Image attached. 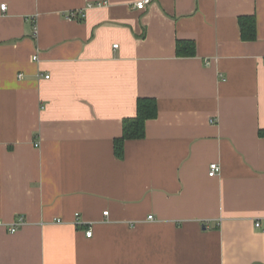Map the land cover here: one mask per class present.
Masks as SVG:
<instances>
[{"label":"crops","instance_id":"obj_1","mask_svg":"<svg viewBox=\"0 0 264 264\" xmlns=\"http://www.w3.org/2000/svg\"><path fill=\"white\" fill-rule=\"evenodd\" d=\"M138 1L0 0V264H264V0Z\"/></svg>","mask_w":264,"mask_h":264},{"label":"trees","instance_id":"obj_2","mask_svg":"<svg viewBox=\"0 0 264 264\" xmlns=\"http://www.w3.org/2000/svg\"><path fill=\"white\" fill-rule=\"evenodd\" d=\"M240 25L244 39L256 38L255 16H241ZM178 53L192 55L195 53V43L190 40L178 41ZM158 115V103L154 97H140L137 103L135 116L127 117L123 121V134L115 140V154L118 157L124 155V142L126 139H140L146 134V123ZM259 135L264 137V128L259 130Z\"/></svg>","mask_w":264,"mask_h":264},{"label":"built area","instance_id":"obj_3","mask_svg":"<svg viewBox=\"0 0 264 264\" xmlns=\"http://www.w3.org/2000/svg\"><path fill=\"white\" fill-rule=\"evenodd\" d=\"M151 0H140L136 3V7L138 9H144L146 8V6L148 5V3L150 2ZM1 8L2 10H6L7 9V4L4 3L1 5ZM75 13H71L69 16L70 17H75ZM115 47H118V44H115L114 45ZM38 56H35L34 59H37ZM21 76V75H20ZM47 78L49 77L48 75L46 76ZM221 171V166L219 163L217 162H213L211 163L210 165V171H209V174L210 176H216L220 173ZM105 214H108V211L105 212ZM149 218H153V215H150ZM24 224V218L21 217L18 219V221L11 227V231L12 232H15L21 225ZM92 235V230H88L87 231V236H91Z\"/></svg>","mask_w":264,"mask_h":264}]
</instances>
